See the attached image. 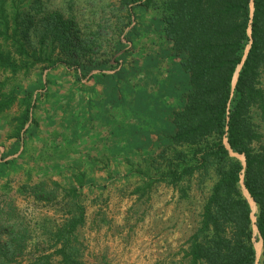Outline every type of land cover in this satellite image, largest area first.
I'll return each mask as SVG.
<instances>
[{"label": "rangeland", "instance_id": "rangeland-1", "mask_svg": "<svg viewBox=\"0 0 264 264\" xmlns=\"http://www.w3.org/2000/svg\"><path fill=\"white\" fill-rule=\"evenodd\" d=\"M3 5L0 54L18 67H0V101L15 94L0 111V264H66L63 231L79 210L66 245L78 264H189L183 251L215 178L160 179L184 165L174 150L192 160V148L168 145L187 78L160 35L161 11L121 0ZM54 15L68 22V49L53 40Z\"/></svg>", "mask_w": 264, "mask_h": 264}, {"label": "trees", "instance_id": "trees-1", "mask_svg": "<svg viewBox=\"0 0 264 264\" xmlns=\"http://www.w3.org/2000/svg\"><path fill=\"white\" fill-rule=\"evenodd\" d=\"M5 1L0 0V26L4 22L6 31ZM11 2L25 5V0ZM121 3L161 11L160 35L169 43L171 55L178 59L187 78L181 107L169 114L173 132L168 145L192 148V160H187L183 150H174L175 159L184 165L171 163L160 172V179L176 185L194 173L201 178L214 174L199 226L188 240V249L183 251L185 258L189 264H255L254 239L260 241L264 257V133L257 123L258 114L264 118V0ZM12 17L16 22V16ZM52 21L53 40L62 41L63 49H68V22L58 15ZM44 43L42 40L41 45ZM22 48L20 52L25 54ZM0 67L16 72L18 65L10 56L0 54ZM4 99L0 101V111L12 104L14 92ZM28 120L26 110L14 136L17 141ZM233 154L242 156L243 162ZM8 164L11 161L4 163ZM243 188L257 208L255 215ZM72 191L78 194L77 190ZM82 221L83 211L79 210L64 227L65 243L60 253L66 264L79 263L69 255L66 245Z\"/></svg>", "mask_w": 264, "mask_h": 264}, {"label": "bare ground", "instance_id": "bare-ground-1", "mask_svg": "<svg viewBox=\"0 0 264 264\" xmlns=\"http://www.w3.org/2000/svg\"><path fill=\"white\" fill-rule=\"evenodd\" d=\"M243 158V157H242ZM243 193H244V195L249 199V202H250V204H251V206H252V208H253V213H254V210H255V208H256V206H255V204H254V202L248 197V194H247V192L245 191V189L243 188ZM254 229H255V227H254ZM256 230V229H255ZM254 247H255V251H256V258H258L259 256H260V254H261V247H260V243L259 242H256L255 244H254Z\"/></svg>", "mask_w": 264, "mask_h": 264}]
</instances>
